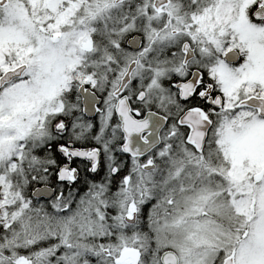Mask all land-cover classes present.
Listing matches in <instances>:
<instances>
[{
    "label": "snow or ice",
    "instance_id": "1",
    "mask_svg": "<svg viewBox=\"0 0 264 264\" xmlns=\"http://www.w3.org/2000/svg\"><path fill=\"white\" fill-rule=\"evenodd\" d=\"M0 264H264V0H0Z\"/></svg>",
    "mask_w": 264,
    "mask_h": 264
}]
</instances>
